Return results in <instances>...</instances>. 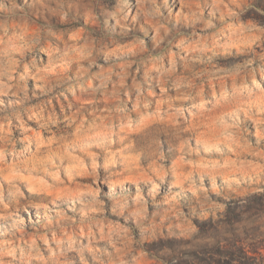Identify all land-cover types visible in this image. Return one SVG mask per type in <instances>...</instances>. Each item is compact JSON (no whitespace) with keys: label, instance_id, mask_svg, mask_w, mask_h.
Instances as JSON below:
<instances>
[{"label":"rangeland","instance_id":"rangeland-1","mask_svg":"<svg viewBox=\"0 0 264 264\" xmlns=\"http://www.w3.org/2000/svg\"><path fill=\"white\" fill-rule=\"evenodd\" d=\"M0 264H264V0H0Z\"/></svg>","mask_w":264,"mask_h":264}]
</instances>
